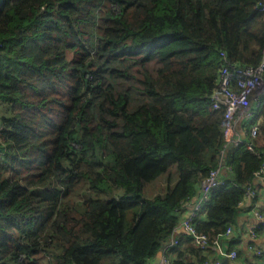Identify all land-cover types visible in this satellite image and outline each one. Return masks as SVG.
<instances>
[{"label":"trees","instance_id":"obj_1","mask_svg":"<svg viewBox=\"0 0 264 264\" xmlns=\"http://www.w3.org/2000/svg\"><path fill=\"white\" fill-rule=\"evenodd\" d=\"M263 3L0 0V264H149L219 164L193 224L232 227L257 199L264 101L229 144L211 94L221 68L264 61Z\"/></svg>","mask_w":264,"mask_h":264},{"label":"built area","instance_id":"obj_2","mask_svg":"<svg viewBox=\"0 0 264 264\" xmlns=\"http://www.w3.org/2000/svg\"><path fill=\"white\" fill-rule=\"evenodd\" d=\"M260 8L264 12V3L260 5ZM221 55L223 54L221 53ZM211 98L213 108H222L224 110L223 129L225 142L229 144L243 143L245 142L247 133L251 140H253L259 132L260 118L257 116V109L260 108L264 100V61H262L257 67H233L232 69L226 67L221 68L218 77V84L211 94ZM253 102L255 103V107H253ZM239 120L244 124H247L248 129H237ZM251 140L247 142L248 149L252 148ZM260 172L255 174L256 178H261L264 182V177ZM220 174V164L209 171L208 175L200 184L198 194L193 198L188 214L181 219L180 222V226L188 234L190 242L201 249H205L210 245L218 246V242L221 239V235H219L215 240L209 242L205 235L196 231L193 224L195 216L202 211L209 201L211 190L225 184L221 179ZM246 195L248 199H250L257 195V191L255 189H248ZM253 212L256 217L261 218V215L258 214L255 209H253ZM230 232L231 228H227L222 236H226ZM247 235L251 238L255 237V229L250 228ZM178 244L179 240L174 238L171 239L167 247H174ZM257 253H259V251H257ZM236 257V250H220L219 258L216 259L214 263L219 264L221 258L233 260ZM157 264H174V261L162 253ZM201 264H208V262L204 261Z\"/></svg>","mask_w":264,"mask_h":264},{"label":"crops","instance_id":"obj_3","mask_svg":"<svg viewBox=\"0 0 264 264\" xmlns=\"http://www.w3.org/2000/svg\"><path fill=\"white\" fill-rule=\"evenodd\" d=\"M254 102L253 107H255ZM258 111L259 108L257 109V116L260 118L261 121V117ZM244 125L245 124L241 120H239L237 128L243 129L245 128ZM262 175L264 177V170ZM253 183L257 191V199H255L254 201L243 199L241 205H239L240 212L238 214L236 223L232 227H228L231 228V232L226 236H222L223 234L221 235L222 237L218 242V246L210 245L209 247H206L205 249L201 250L202 254L206 255L205 258L207 259L208 264H215L214 261L219 258L220 250H236L238 252L237 257L235 259L231 260L227 258V264H264V256L258 261L255 258L258 250L264 254V228L261 229L262 232L257 233V236L253 238L247 235V232L250 228L255 229L259 226H264V182L261 178H255ZM192 201L186 204L185 208H183L180 220L188 214ZM253 209H255L258 214L261 215V218H258L254 215ZM180 220L169 240L165 243L164 246H162V250H159L158 254L150 261L149 264H157L162 256V253L172 259V257L178 255L186 247L192 244L188 239V234L180 226ZM174 238L179 240V244L174 247H167L171 239ZM171 248H173L171 251L172 256H169L168 252ZM187 258L192 262L198 260L196 256H193L191 254L188 255ZM223 259L224 258H221L220 263Z\"/></svg>","mask_w":264,"mask_h":264},{"label":"rangeland","instance_id":"obj_4","mask_svg":"<svg viewBox=\"0 0 264 264\" xmlns=\"http://www.w3.org/2000/svg\"><path fill=\"white\" fill-rule=\"evenodd\" d=\"M67 54H68V52H67ZM69 55H70V54H68L67 56L69 57ZM246 126H247V124L244 125L245 128H246ZM237 129H238V128H237ZM156 187H157V184H154V185L152 186V188H151L152 191H153L154 189L156 190Z\"/></svg>","mask_w":264,"mask_h":264},{"label":"water","instance_id":"obj_5","mask_svg":"<svg viewBox=\"0 0 264 264\" xmlns=\"http://www.w3.org/2000/svg\"><path fill=\"white\" fill-rule=\"evenodd\" d=\"M158 260H159V258H158ZM158 260H157V261H158ZM158 262H159V261H158ZM227 262H228V259H227V258H224L220 264H227Z\"/></svg>","mask_w":264,"mask_h":264}]
</instances>
